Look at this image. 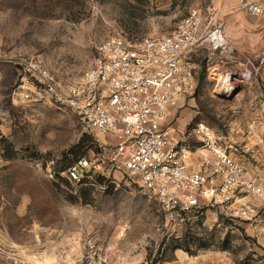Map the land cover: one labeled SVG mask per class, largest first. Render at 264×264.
I'll return each mask as SVG.
<instances>
[{
  "label": "rangeland",
  "instance_id": "374dc122",
  "mask_svg": "<svg viewBox=\"0 0 264 264\" xmlns=\"http://www.w3.org/2000/svg\"><path fill=\"white\" fill-rule=\"evenodd\" d=\"M193 8L211 27L228 31L264 18L248 16L238 0H0V264H75L89 243L109 249L112 264H264L262 201L252 200L261 210L250 221L203 206L174 227L156 199L125 185L119 174V186L107 190L60 176L78 158L98 152L94 136L70 110L11 99L19 84L13 62L24 68L41 61L59 83H72L92 68L96 47L108 37L167 35ZM235 50L249 63L244 69L259 65L262 50L255 57ZM191 62L198 88L170 120L180 133L198 122L225 131L250 118L245 108L264 110V75L227 99L214 94L218 77L207 53ZM179 118L186 119L182 129ZM185 240L193 253L201 244L210 248L196 256L179 250L188 255L181 262L172 249Z\"/></svg>",
  "mask_w": 264,
  "mask_h": 264
},
{
  "label": "built area",
  "instance_id": "2783aa9c",
  "mask_svg": "<svg viewBox=\"0 0 264 264\" xmlns=\"http://www.w3.org/2000/svg\"><path fill=\"white\" fill-rule=\"evenodd\" d=\"M238 5L250 17L264 14L262 0H238ZM202 51L218 77L215 95L230 97L264 75V50L257 67L244 69L249 63L239 59L223 26L211 27L193 8L167 35L108 37L96 47L92 68L72 83H59L41 61L24 68L13 62L19 84L11 99L70 110L94 136L98 152L60 172L73 185L107 190L119 186V174L125 185L156 199L174 227L186 224L203 206L227 207L250 221L260 210L252 200L264 207V178L249 176L233 156L235 149L209 125L198 122L189 133H180L170 121L181 101L196 93L191 59ZM103 180L108 183L99 184ZM75 264H112L109 249L89 243Z\"/></svg>",
  "mask_w": 264,
  "mask_h": 264
},
{
  "label": "crops",
  "instance_id": "0c3cea01",
  "mask_svg": "<svg viewBox=\"0 0 264 264\" xmlns=\"http://www.w3.org/2000/svg\"><path fill=\"white\" fill-rule=\"evenodd\" d=\"M244 12L246 13V11ZM244 12L241 15L238 14V18L243 17ZM223 35L239 52H246L255 57L262 50V55L264 46L262 49H260V46L264 42V18H261L255 26L239 27L233 31L223 30ZM181 104L180 109L183 110L184 101H181ZM181 113L183 115L185 110ZM187 115L185 113L184 117ZM244 115L246 118L247 116L250 118L227 126L225 131L214 130L223 136L225 145L235 149L233 156L246 166L248 175L262 179L264 178V110L245 108ZM188 117L190 116L188 115ZM185 122L186 119L181 120L179 118L176 125L179 129H182V126H185ZM257 206L259 207V205ZM219 209L231 211L227 207H219ZM187 257L188 255L183 251L178 250L175 252V258L181 262L186 261Z\"/></svg>",
  "mask_w": 264,
  "mask_h": 264
},
{
  "label": "trees",
  "instance_id": "16d2710c",
  "mask_svg": "<svg viewBox=\"0 0 264 264\" xmlns=\"http://www.w3.org/2000/svg\"><path fill=\"white\" fill-rule=\"evenodd\" d=\"M190 245V241L185 240L184 243L182 244H177L176 246L173 247V252L177 251V250H184L185 252L189 253L192 256H196L197 253L200 250H207L210 248L209 244H201L200 246L197 247V250L193 253L192 249L189 247Z\"/></svg>",
  "mask_w": 264,
  "mask_h": 264
},
{
  "label": "water",
  "instance_id": "95a60500",
  "mask_svg": "<svg viewBox=\"0 0 264 264\" xmlns=\"http://www.w3.org/2000/svg\"><path fill=\"white\" fill-rule=\"evenodd\" d=\"M239 93V88H237L235 91H234V93L230 96V97H227V96H225V95H221V96H223L224 98H230V99H233L237 94ZM219 96V95H218Z\"/></svg>",
  "mask_w": 264,
  "mask_h": 264
}]
</instances>
